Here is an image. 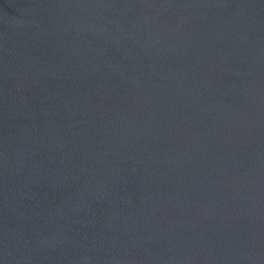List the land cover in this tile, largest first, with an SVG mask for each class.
<instances>
[{"label":"water","instance_id":"water-1","mask_svg":"<svg viewBox=\"0 0 264 264\" xmlns=\"http://www.w3.org/2000/svg\"><path fill=\"white\" fill-rule=\"evenodd\" d=\"M0 264H264V0H0Z\"/></svg>","mask_w":264,"mask_h":264}]
</instances>
